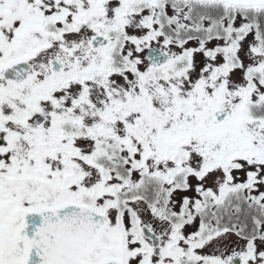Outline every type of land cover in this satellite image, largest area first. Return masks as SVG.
Returning a JSON list of instances; mask_svg holds the SVG:
<instances>
[{
  "label": "snow or ice",
  "instance_id": "6c2138e0",
  "mask_svg": "<svg viewBox=\"0 0 264 264\" xmlns=\"http://www.w3.org/2000/svg\"><path fill=\"white\" fill-rule=\"evenodd\" d=\"M0 264H264V0H0Z\"/></svg>",
  "mask_w": 264,
  "mask_h": 264
}]
</instances>
